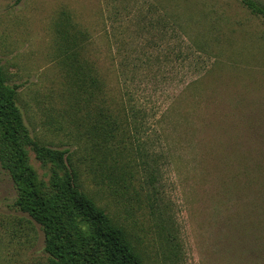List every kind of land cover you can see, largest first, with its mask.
<instances>
[{
  "label": "rangeland",
  "instance_id": "obj_1",
  "mask_svg": "<svg viewBox=\"0 0 264 264\" xmlns=\"http://www.w3.org/2000/svg\"><path fill=\"white\" fill-rule=\"evenodd\" d=\"M165 6L193 13L199 36L187 25L185 37L163 35ZM64 26L88 36L79 59L101 86L90 102L72 99ZM263 31L239 0H0V59L28 128L72 151L83 189L144 264H264ZM98 110L129 135L115 160L87 142ZM30 159L47 181L49 167ZM17 195L0 163V264H50Z\"/></svg>",
  "mask_w": 264,
  "mask_h": 264
},
{
  "label": "trees",
  "instance_id": "obj_2",
  "mask_svg": "<svg viewBox=\"0 0 264 264\" xmlns=\"http://www.w3.org/2000/svg\"><path fill=\"white\" fill-rule=\"evenodd\" d=\"M239 2L264 22L263 3L257 0ZM203 4V10L207 12L206 1ZM164 12L165 16L157 19L162 24L163 35L180 33L185 37L187 25L194 29L196 37L199 36V31L192 27L198 23L193 13L185 19L180 17L179 7L168 9L165 6ZM58 34L67 66L71 68L68 75L73 88L77 87L71 92L72 99L77 104L84 99L90 102L101 86L89 61L79 59L86 49L88 36L66 26L59 28ZM204 43L206 41L197 44L201 47ZM18 98V86L10 82V75L0 59V163L16 186V207L40 224L45 232V251L50 264H144L143 255L130 232L83 189L81 171L72 160V151L46 145L32 135ZM91 122L87 142L91 150L101 155L100 162L108 156L115 160V155L127 150L129 135L117 125L115 118L98 110ZM30 151L49 167L47 181L39 177L31 163ZM147 166L145 170L153 184L157 169L150 163ZM123 175L128 179L137 178V173L130 170Z\"/></svg>",
  "mask_w": 264,
  "mask_h": 264
}]
</instances>
